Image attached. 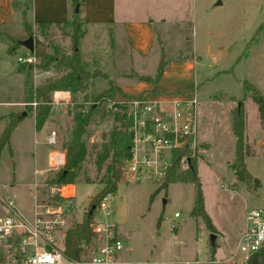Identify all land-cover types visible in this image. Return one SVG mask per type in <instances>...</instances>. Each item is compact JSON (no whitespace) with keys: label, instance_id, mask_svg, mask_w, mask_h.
Segmentation results:
<instances>
[{"label":"rangeland","instance_id":"obj_1","mask_svg":"<svg viewBox=\"0 0 264 264\" xmlns=\"http://www.w3.org/2000/svg\"><path fill=\"white\" fill-rule=\"evenodd\" d=\"M117 7L119 16L151 21L156 41L150 53L144 55L133 50L128 36L118 33L117 26L86 27L88 36L79 41L77 49L112 80L90 72L92 80L88 82L86 100L95 101L93 97L109 91L113 83L119 90L123 86L128 88L124 89L127 94L124 98L153 99L187 94L197 97V148L193 155L188 153L189 166L194 164L197 169L205 208L216 230V246L212 249L210 243L214 233L202 218L192 214L198 192L195 183L176 182L166 186L165 179L149 174L139 181L126 182L123 162L118 165L121 177L116 193L108 197L105 210L95 209L93 219L103 225H116L119 238L129 249L125 256L130 259L173 258L179 262L205 264L211 260L212 251L217 260L227 259L238 249L239 238L247 227V213L264 209V121L254 95L257 90L264 96V0H117ZM23 28L27 34L25 39L33 36L35 43L38 39L47 51L57 50L64 59L72 57L73 41L71 39L69 45L68 39L63 37L70 29L51 26L42 31L31 25L33 35H29L23 22V27L15 23L8 32L18 38ZM8 37L3 39L17 48L14 61L18 63L17 58L25 57V49L19 42L11 43ZM67 52L71 55L66 56ZM32 55L35 67L37 59L35 53ZM188 64L192 67L187 68ZM44 72H52L53 80L66 74L56 65ZM27 74L28 82L32 83V73ZM140 76L150 80H138ZM143 83L148 87L143 88ZM114 89L115 93L116 87ZM100 101L101 105L91 110L93 113L88 119L95 129L87 131L86 135L87 142L90 136H95V142H90L86 160L73 184L76 190L73 215L77 222L83 221L92 200L104 188L99 182L106 175L111 160L99 168L97 157L102 151L101 145L114 140L110 122L114 117V127L120 126L126 116L120 105L116 112L109 109L108 93ZM241 106L245 115L244 151L250 175L246 181L237 178L232 166L237 153L235 122ZM29 110L26 109L30 112L28 116H24L26 111L16 114L22 117L23 123L0 153V197L15 200L21 213L28 217L34 200L50 192L44 182L48 184L57 174L35 175V170L47 169L50 150H65L66 142L83 124L80 114L75 123L61 122L63 131L56 132L57 147L45 145L51 122L43 132L38 131L34 114ZM10 122L8 115L6 120L0 121V130L3 123L7 128ZM3 132L0 131V137ZM179 166L178 174L188 171ZM85 177L96 183L85 182ZM177 213L179 217L175 216ZM247 264H264V255L251 256Z\"/></svg>","mask_w":264,"mask_h":264},{"label":"built area","instance_id":"obj_2","mask_svg":"<svg viewBox=\"0 0 264 264\" xmlns=\"http://www.w3.org/2000/svg\"><path fill=\"white\" fill-rule=\"evenodd\" d=\"M18 62L24 65L35 62L27 51ZM158 97V96H155ZM64 102L54 94L50 103L57 111ZM37 107L35 101L31 104ZM127 106L125 115L129 120L132 139L128 147L130 157L122 165L126 182L139 181L142 176L165 179L174 166L178 152L180 166L189 168L190 154L197 148L198 100L194 94L181 97L128 98L110 101L109 109L118 111V106ZM123 109V108H122ZM48 145L57 146L56 132H52ZM66 165V150L54 148L48 156V167L35 170V175L59 173ZM50 192L35 199L31 216H26L17 207L15 200L0 197V264H201L200 262H166L154 258L133 260L127 258L129 249L119 238L114 223L105 225L92 221L95 239L81 244V257L73 258L65 253L63 246L67 231L77 221L74 218L76 190L73 184H47ZM108 194L99 203V209L107 208ZM179 217L177 213L175 215ZM247 227L239 238L238 249L231 264H247L251 256L264 255V209H252L246 215ZM79 223V222H78ZM91 246V247H90ZM219 263V262H218Z\"/></svg>","mask_w":264,"mask_h":264},{"label":"trees","instance_id":"obj_3","mask_svg":"<svg viewBox=\"0 0 264 264\" xmlns=\"http://www.w3.org/2000/svg\"><path fill=\"white\" fill-rule=\"evenodd\" d=\"M74 11L72 20L63 23L56 24V27L63 28L64 30L70 29L71 32L67 33L73 41V52L72 57L68 59L61 58L58 51L55 50L54 53L47 51L43 44L36 39L35 43V57L37 59V64L35 68L44 72L48 71L51 66L56 65L58 68H62L66 71V74L59 80H53L46 85L41 87H30L27 93V110L32 109V103L37 102V124L36 128L41 130L46 120L51 114L50 103L53 100V95L57 91H68L74 98L78 97V94L85 93L88 89V82L91 77L90 72L84 67L80 52L77 49L79 41L84 37L85 30L83 28L84 21L81 18L82 14V0H73ZM78 11H77V7ZM24 26L28 30L29 35H33L30 23L24 18ZM50 24H39L37 27L43 31L44 28L51 27ZM55 26V25H54ZM13 43H18L16 39L11 38ZM14 49V45L10 46V52ZM28 64L23 66V71H27ZM145 80H150V78H144ZM114 87H111L109 91H104L97 96H94V102L100 103L101 97L107 95L111 97V101H114ZM255 101L258 104L261 120L264 121V96H262L257 90L254 92ZM85 99L88 96L85 95ZM126 111L127 106H123ZM116 114V113H115ZM118 114V113H117ZM116 114V115H117ZM119 116L117 115V119ZM22 117L18 115H11L10 125L4 130L2 136L0 137V153L6 145H9L11 135L17 125L21 122ZM123 120V119H122ZM129 120L127 114L120 126L114 127V140L101 145L102 151L97 157V163L99 168L110 159L111 162L107 167V173L101 178L100 184L104 185V188L98 193V195L92 200L91 205L99 206L101 200L108 194L116 193L118 189V183L121 177V169L118 168L122 162L124 163L130 157V151L128 147L132 143V139L129 133ZM85 134L84 127L81 126L76 134L66 142V165L62 171L56 174V176L49 181V184H74L75 179L78 177V171L81 165L85 162L88 155V145L83 140ZM235 134L237 137V153L236 160L233 163V170L238 179L246 181L250 178V175L246 166L247 154L244 151L245 148V115L243 112V107L241 106L237 111V118L235 122ZM185 150L178 152L177 158L174 162V166L168 172L167 177L164 180V184L167 186L170 183L176 182H191L195 183L198 192L196 206L192 214L196 217L203 219L207 227L215 234L216 230L212 223L210 216L208 215L205 208L204 196L202 193L201 184L199 177L197 175V169L194 164H190L188 171L185 174H178L177 165H179L180 157L185 154ZM67 171L64 174V171ZM97 179V177H96ZM85 182L96 183L92 181L89 177H85ZM92 206L90 211L84 216L82 222H76L71 225L67 231V236L65 239V244L63 250L67 255L73 258L81 257V244L86 242L90 243L95 239V234L91 229V223L93 221ZM213 249V248H212ZM211 260H214V251H212Z\"/></svg>","mask_w":264,"mask_h":264},{"label":"crops","instance_id":"obj_4","mask_svg":"<svg viewBox=\"0 0 264 264\" xmlns=\"http://www.w3.org/2000/svg\"><path fill=\"white\" fill-rule=\"evenodd\" d=\"M82 1H83V6H82L81 18L84 21V28L86 29L83 39H85L88 36V31L86 27L99 26L100 28H106L107 26L108 27L117 26V30H119L118 33H124L125 36H128V41L131 47L133 48V50L141 52L144 55L150 53L156 41V34L152 28L153 25L151 24V21L148 22L145 20L142 21L130 20L125 16H119L117 9L118 8L117 0H82ZM73 11H74V2L71 0H0V29H1L0 31V109L3 108V111L0 112L2 113L0 114L1 122L3 120H6L8 115H10L11 117V115L13 114L26 111L28 105L26 97H27L28 89L31 86L41 87L53 80V78L51 79L52 72L51 74L42 72L36 69L34 66H32V69H29V65L27 71H23L22 69L24 65L19 62L18 64L14 61L15 59L14 51L17 48H14L10 52L9 50L11 44L9 43L7 44V41L4 40L3 38L9 35L7 39H11V38L16 39L19 42L20 47L23 48L21 42L25 40V36L27 34L23 28L22 36H19L20 38L19 37L16 38L15 36H12L11 33L8 32V29H10L12 25L15 23L23 27V22L25 17L27 21L32 26L35 27L38 26L39 24H50L53 25V27H56V24H63L72 20ZM124 12L126 13V11ZM63 37H66L68 39V42L66 43L69 44L71 37L69 35ZM63 37H61V39H63ZM11 43H13L12 40ZM25 52H27L26 49ZM71 54L70 52H67L66 56H69ZM80 56L82 58L84 67L89 72L94 71V73L95 72L100 73L102 77H104L106 80L112 81L107 74H105L101 69L98 68V66L92 65L90 57H83L81 52H80ZM11 58L13 59L14 62L12 60H9ZM186 67L191 68L192 65L188 64V66L186 65ZM28 72L32 73L33 75L34 81L32 83L28 82L27 80V77L29 76L27 74ZM144 78L146 77L140 76L138 80ZM111 85L116 87V91L114 93V101L121 102L128 99V98H124L127 96L124 89H128V88H124V86L122 87V85L119 84L122 87V90H119L117 84L113 83ZM142 87L143 88L148 87L147 83H143ZM118 91L122 95H120ZM55 93H57V99L59 94L60 98L64 99V102L62 103L61 107L57 109V111H52L51 109V114L49 118L46 120L41 130L38 131L43 132V130L45 129V127L48 125L49 122H51V126H52L50 135L53 131L54 132L63 131V125L61 122L65 123V120H71L73 121V123H75L79 119L77 115L80 114L83 115L82 116L83 124L79 125V127L83 126L85 130L83 140L86 142L88 146L90 142L91 143L95 142L94 141L95 136L92 137L90 136V142L89 141L87 142L86 135L89 133L87 131H94L95 129L94 126L89 123L88 119L89 117L92 116L93 112L91 113V110L94 111L101 104L100 103L98 104L94 101L92 102V100L90 101V99L87 101L84 97L89 92L81 93L80 96H78L77 98H74L71 95V93L68 91H57ZM11 94H14V96L10 98H6L7 95H11ZM148 95L149 94L147 93L146 96ZM36 108L37 107L32 106V109H30L29 111H31V113L34 114L37 124ZM3 113L5 114L3 115ZM26 113H27L26 116H28L30 112L26 111ZM115 118H116V114H115ZM113 121H114V117L110 122L112 126V131L114 133V125L112 123ZM22 123L23 120H21V122L17 125L14 131H16ZM1 127H3L2 128L3 130L0 131H4V128L6 127L5 123H3ZM95 131H103V130H95ZM49 137L47 138V140L43 142L45 143V145L48 144L47 141ZM48 156H47V160H48ZM234 254H231L230 257L223 260L220 259L217 260V258H215L214 256V260H210L205 264H230L228 260L232 258V255ZM163 261L179 262L178 260H175L173 258L168 260L164 259Z\"/></svg>","mask_w":264,"mask_h":264},{"label":"water","instance_id":"obj_5","mask_svg":"<svg viewBox=\"0 0 264 264\" xmlns=\"http://www.w3.org/2000/svg\"><path fill=\"white\" fill-rule=\"evenodd\" d=\"M219 4H221V3H219ZM78 8H79V6L77 7V11H78ZM21 45L27 51H29L31 54H34L35 53V40H34V37L33 36H30L29 38L23 40L21 42ZM29 69H32V65L31 64L29 65ZM26 114L27 113L24 112V116H26ZM66 173H67V171L65 170L64 171V174H66ZM95 209H96V206H92V211L91 212L94 213ZM216 240H217V235L216 234H212L210 236V243H211V247L212 248H215V246H216Z\"/></svg>","mask_w":264,"mask_h":264},{"label":"bare ground","instance_id":"obj_6","mask_svg":"<svg viewBox=\"0 0 264 264\" xmlns=\"http://www.w3.org/2000/svg\"><path fill=\"white\" fill-rule=\"evenodd\" d=\"M58 99H60V95L58 94Z\"/></svg>","mask_w":264,"mask_h":264}]
</instances>
